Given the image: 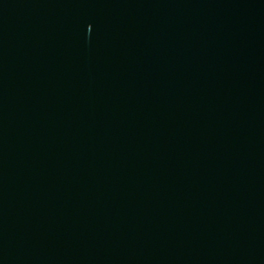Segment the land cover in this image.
I'll return each instance as SVG.
<instances>
[{"label": "water", "instance_id": "1", "mask_svg": "<svg viewBox=\"0 0 264 264\" xmlns=\"http://www.w3.org/2000/svg\"><path fill=\"white\" fill-rule=\"evenodd\" d=\"M0 264H264V0H0Z\"/></svg>", "mask_w": 264, "mask_h": 264}]
</instances>
